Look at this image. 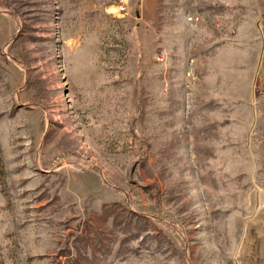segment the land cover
I'll return each instance as SVG.
<instances>
[{
    "label": "rangeland",
    "instance_id": "374dc122",
    "mask_svg": "<svg viewBox=\"0 0 264 264\" xmlns=\"http://www.w3.org/2000/svg\"><path fill=\"white\" fill-rule=\"evenodd\" d=\"M254 18L264 0H0V264H264Z\"/></svg>",
    "mask_w": 264,
    "mask_h": 264
},
{
    "label": "crops",
    "instance_id": "0c3cea01",
    "mask_svg": "<svg viewBox=\"0 0 264 264\" xmlns=\"http://www.w3.org/2000/svg\"><path fill=\"white\" fill-rule=\"evenodd\" d=\"M258 21L256 18L253 19L249 31H247L246 43L241 45V51L244 54L241 53L238 56V61L254 71V77L260 80L264 88V25L261 26L259 24L258 26ZM258 28H261V31L258 32ZM259 66L261 70L258 69ZM261 95L264 96V93H261L259 96ZM252 99L251 96L247 98L248 102H251Z\"/></svg>",
    "mask_w": 264,
    "mask_h": 264
},
{
    "label": "trees",
    "instance_id": "16d2710c",
    "mask_svg": "<svg viewBox=\"0 0 264 264\" xmlns=\"http://www.w3.org/2000/svg\"><path fill=\"white\" fill-rule=\"evenodd\" d=\"M261 93H264V88L260 80L257 79L256 85H255V95L259 96Z\"/></svg>",
    "mask_w": 264,
    "mask_h": 264
},
{
    "label": "built area",
    "instance_id": "2783aa9c",
    "mask_svg": "<svg viewBox=\"0 0 264 264\" xmlns=\"http://www.w3.org/2000/svg\"><path fill=\"white\" fill-rule=\"evenodd\" d=\"M122 4H123V2H122ZM120 8H122V6H120ZM190 19V18H189ZM191 20V19H190Z\"/></svg>",
    "mask_w": 264,
    "mask_h": 264
}]
</instances>
